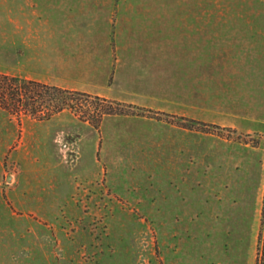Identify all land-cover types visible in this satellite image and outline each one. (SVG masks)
Returning a JSON list of instances; mask_svg holds the SVG:
<instances>
[{
	"label": "rangeland",
	"instance_id": "1",
	"mask_svg": "<svg viewBox=\"0 0 264 264\" xmlns=\"http://www.w3.org/2000/svg\"><path fill=\"white\" fill-rule=\"evenodd\" d=\"M59 1L0 0L1 72L17 73L16 20H50L125 90L166 94L101 123L108 103L87 96L45 120L0 108V264H264V24L241 39H115L114 8ZM237 9L264 16V0Z\"/></svg>",
	"mask_w": 264,
	"mask_h": 264
},
{
	"label": "crops",
	"instance_id": "2",
	"mask_svg": "<svg viewBox=\"0 0 264 264\" xmlns=\"http://www.w3.org/2000/svg\"><path fill=\"white\" fill-rule=\"evenodd\" d=\"M49 2V0H43ZM51 1V0H50ZM56 1V0H55ZM66 0L59 1L65 2ZM103 7H112L118 14L116 28L113 31L115 39H169V38H208L210 40L220 39H241L247 38L248 33H253L261 28L256 24H264V16H248L239 13L237 8L244 7L249 0H87ZM58 3V4H59ZM210 5V14L184 13L172 15L168 8H199ZM126 7L124 11L122 7ZM234 7L237 13H228V8ZM139 7L145 14L151 13L135 20L129 14L127 8ZM157 8V9H156ZM161 9V10H160ZM184 11V10H182ZM188 12V11H187ZM136 20L137 23L135 22ZM112 22V20L110 21ZM210 22V35L205 34L207 24ZM16 29L13 34H5L6 38H13L16 47H20L21 52L16 54V76L36 79L50 85H56L72 90H78L93 95H99L108 99L134 104L140 107H148L149 104L161 101L165 90L160 86L134 87L133 91L125 90L122 72H111L109 67L97 65L93 62L95 54H101L98 49L86 48L83 52L70 47L68 39L72 36L67 31H54L42 25L48 26L47 22L36 24L33 20H26L22 23L16 20ZM51 25V24H50ZM202 29V30H201ZM99 36L104 40L106 46L109 45L111 32L103 31ZM78 36V35H75ZM83 37V36H81ZM77 38V37H76ZM80 38V37H79ZM103 43V44H104ZM131 51L134 55H146V49L118 48L116 51ZM160 51V50H159ZM164 51V50H163ZM74 55H85L84 59L79 60V64L74 62ZM92 60V61H91ZM101 64V63H100ZM39 66L36 70L35 67ZM139 68H137L138 71ZM144 70V68H142ZM140 70V69H139ZM136 70H134L135 72ZM114 82L118 83L117 90H113ZM116 85V84H115ZM163 97V98H162ZM164 100V99H163ZM108 117H120L108 115ZM137 118V117H136ZM226 124H221L225 127ZM189 129V128H186ZM172 161V160H171ZM177 164V160L175 162Z\"/></svg>",
	"mask_w": 264,
	"mask_h": 264
},
{
	"label": "trees",
	"instance_id": "3",
	"mask_svg": "<svg viewBox=\"0 0 264 264\" xmlns=\"http://www.w3.org/2000/svg\"><path fill=\"white\" fill-rule=\"evenodd\" d=\"M86 96L108 103L100 111V123L108 115L134 113V104L0 71V108L18 117L30 115L40 120L50 119L66 109H75L72 102Z\"/></svg>",
	"mask_w": 264,
	"mask_h": 264
}]
</instances>
